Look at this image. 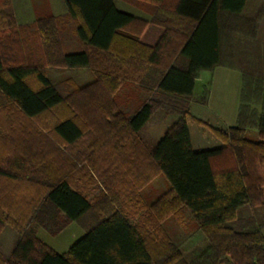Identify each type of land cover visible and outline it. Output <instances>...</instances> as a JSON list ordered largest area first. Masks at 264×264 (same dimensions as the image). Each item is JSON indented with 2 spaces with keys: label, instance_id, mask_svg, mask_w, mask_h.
I'll list each match as a JSON object with an SVG mask.
<instances>
[{
  "label": "trees",
  "instance_id": "trees-1",
  "mask_svg": "<svg viewBox=\"0 0 264 264\" xmlns=\"http://www.w3.org/2000/svg\"><path fill=\"white\" fill-rule=\"evenodd\" d=\"M114 1L64 0L85 48L64 52L60 63L95 68L105 66L101 61L107 58L119 68L134 61L150 66L140 78L151 97L132 114L114 104L106 112L112 122L106 120L108 127L101 129V138L113 140L117 155L134 158L127 165L133 173H113L112 185L106 179L113 189L112 198L101 199L107 209L65 254L46 246L26 227L35 222L55 236L68 222L91 212V200L70 183L72 173L43 180L46 191L27 202L6 204L0 198V225L8 218L18 233L9 259L0 252V264H264V47L243 44L246 35L241 31L250 30L249 37L262 31V12L249 5L250 0H149L154 3L151 22L163 32L156 44L148 45L141 41L147 21L118 10ZM246 11L252 13L250 23L243 21ZM15 27L12 1L0 0V114L26 121L64 105L65 99L39 67L43 62L31 66L19 61L26 47L18 43H24L25 34L37 36L35 45L48 51L47 59L61 46L47 21L39 19L12 31ZM169 44L176 47L170 51L172 61L164 65L160 52ZM34 50L39 49L32 48L31 54ZM218 66L242 73L237 121L226 130L212 128L222 147L194 150L188 119L196 118L189 103L200 73ZM204 93L207 97L209 90ZM258 98L259 114L253 107ZM156 110L175 118L156 143L144 148L140 142L137 154L133 143ZM74 113L53 125L57 140L66 147L88 133ZM250 129L257 130V139L246 135ZM154 170L165 176L169 190L148 205L140 190L158 174ZM243 206H250V216L238 217ZM139 211L143 212L136 218ZM169 217L195 225L203 243L185 251L165 230Z\"/></svg>",
  "mask_w": 264,
  "mask_h": 264
},
{
  "label": "rangeland",
  "instance_id": "rangeland-1",
  "mask_svg": "<svg viewBox=\"0 0 264 264\" xmlns=\"http://www.w3.org/2000/svg\"><path fill=\"white\" fill-rule=\"evenodd\" d=\"M64 3L63 0H34L33 2V7L41 13L35 21L39 19L47 21L51 28H54L60 40L61 48L51 51L55 53L52 59L48 57L51 63H46L50 62L46 57L48 51L42 49L41 45L36 47L39 44L34 37L37 36L28 34L26 36L25 34L24 43H18V46L26 47V51L19 52V61L31 64V66L43 62L39 67L63 95L64 105L37 119L26 121H22L18 116L8 119L7 116L2 115L3 113L0 114V171L4 170V173L12 174L9 176L0 172V198L3 199V203L10 200L27 202L32 196L43 195L46 191L45 186L42 185L43 180L55 178L57 173H72L69 178L71 185L81 190L94 205L91 212L77 222H68L55 236L50 235L35 222L26 227V229H33L42 243L60 254H65L70 246L85 234L87 228L101 219L100 212L107 209L106 203L101 199L103 196L112 198L113 193V189L111 192L107 187L106 179L108 178L112 185L113 173H133L131 165L134 158L127 153L123 156L117 155L113 140L101 138V129L105 130L108 127L105 121L112 122L111 116H108L106 112L115 104L118 109L132 114L151 97V93L143 88L140 78L148 68L150 70L146 62H124L123 68H119V65L107 58L101 61L105 66L95 68H69L60 63L64 52L79 51L85 48L76 34L77 21L69 17ZM114 4L118 10L151 22L150 11L154 5L152 1L115 0ZM249 5L256 6L257 11L262 12L264 17V0H250ZM251 15V12L246 11L242 16L243 21L250 23ZM15 21L18 27L12 28V31L35 22L19 24L16 17ZM150 22L141 40L145 44L154 45L162 34L163 27ZM261 30L253 33V37H249L247 35L252 32L242 29V33L246 35L243 44H254L263 50L264 29L261 28ZM175 47L169 44L160 52V56L163 53L164 65L172 61L170 51ZM32 48L39 50L36 52L34 50L35 53L31 54ZM123 52L126 53V51ZM222 71L218 70L212 76L210 71H203L200 79L196 81L195 94L189 103V111L196 119H188L194 150H205L218 146L221 140L214 134L212 128L226 130L236 124L241 103L243 76L235 68L229 70L228 73ZM30 79L33 77L31 76ZM205 89L209 90L207 97H205ZM253 107L259 114L261 111L260 98L256 100ZM71 111L75 112L74 117L88 133L85 139L76 145L66 147L57 140L53 125L64 116L71 114ZM174 118L173 115H166L163 111L156 110L138 134V141L133 143V149H137V154L140 153V142L145 146L144 148L156 143L165 134ZM246 135L254 139L258 138L255 129L248 130ZM143 161L146 163L145 157ZM71 162L74 166H71ZM130 162H132L131 165L127 167ZM153 173L158 174L140 190L142 199L148 205L154 203L169 190V183L165 176L161 172ZM142 212H137L135 217L140 216ZM186 216L189 217L188 213ZM5 219L4 225H0V252L7 260L15 246L18 233L10 225L8 218ZM135 221V218L132 219V222ZM163 225L171 238L185 251H190L197 243H203L195 225H183L175 217H169Z\"/></svg>",
  "mask_w": 264,
  "mask_h": 264
},
{
  "label": "crops",
  "instance_id": "crops-1",
  "mask_svg": "<svg viewBox=\"0 0 264 264\" xmlns=\"http://www.w3.org/2000/svg\"><path fill=\"white\" fill-rule=\"evenodd\" d=\"M12 1V6H13V11H14V15L16 17V20L19 24H27V23H30V22H33L35 21L36 17H39L38 15H41V13H38L39 10L38 9H35L33 7V2L34 0H11ZM64 1V0H63ZM65 4V3H64ZM66 5V4H65ZM67 7V6H66ZM68 9V8H67ZM32 19V20H30ZM150 22V21H149ZM149 22H147L149 24ZM152 23V22H150ZM148 24H147V27H148ZM154 24V23H153ZM146 27V28H147ZM145 28V30H146ZM144 30V31H145ZM144 33V32H143ZM142 33V34H143ZM142 36V35H141ZM142 41V40H141ZM220 71V70H223L222 72H226L228 73L229 70H233L232 68H229V67H226V66H218L216 68H214L213 70H204V71H210L211 72V76L214 74V73H217V71ZM203 73V71L200 73L199 77L196 79V81L198 79H200L201 77V74ZM209 79V78H208ZM212 80V79H211ZM195 86H196V83H195ZM241 89H242V84H241ZM195 91V89H194ZM195 94V93H194ZM193 94V95H194ZM210 95H211V92H210ZM209 102H210V96H209ZM208 102V105L210 106V103ZM240 107V105H239ZM190 110V109H189ZM190 113H192L190 111ZM237 121V119H236ZM191 135V134H190ZM192 141V139H191ZM223 146V143L221 142V144H219L218 146L216 147H213V148H220ZM212 149V148H210ZM252 214V210L249 206H243L241 207L239 210H238V217H247V216H250ZM199 232V231H198ZM262 232H263V228H262ZM264 233V232H263ZM195 235V234H194ZM199 235L201 236L202 238V241H203V236L202 234L199 232ZM201 243V242H200ZM199 244V243H197ZM195 244V246L197 245Z\"/></svg>",
  "mask_w": 264,
  "mask_h": 264
}]
</instances>
